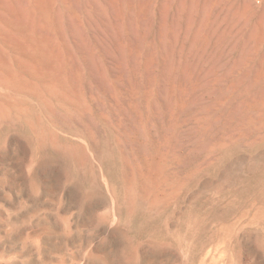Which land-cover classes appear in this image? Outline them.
Segmentation results:
<instances>
[{"label": "rangeland", "instance_id": "374dc122", "mask_svg": "<svg viewBox=\"0 0 264 264\" xmlns=\"http://www.w3.org/2000/svg\"><path fill=\"white\" fill-rule=\"evenodd\" d=\"M39 2L0 39V264H264V2Z\"/></svg>", "mask_w": 264, "mask_h": 264}, {"label": "bare ground", "instance_id": "6f19581e", "mask_svg": "<svg viewBox=\"0 0 264 264\" xmlns=\"http://www.w3.org/2000/svg\"><path fill=\"white\" fill-rule=\"evenodd\" d=\"M42 1V0H41ZM246 2L250 1L251 5L254 4L256 1L259 2H264V0H245ZM0 5H1V14L4 16L3 18V23L0 24V39H3L6 42H9L11 44H14L17 46V48L21 49L24 47V43H25V32H24V20H25V9H24V4H23V0H0ZM40 2L39 0H36V6L39 7ZM47 5V4H46ZM47 8V7H46ZM259 9V8H258ZM33 10V9H32ZM39 10V9H38ZM246 10H250V5H247ZM254 10V9H252ZM260 10V9H259ZM40 13V12H39ZM53 13V12H52ZM237 16V15H236ZM244 16V15H243ZM36 17V16H34ZM263 17V16H262ZM46 18V17H45ZM212 18V17H211ZM242 18V17H241ZM31 20V19H30ZM36 20V19H35ZM34 20V21H35ZM48 25V24H47ZM260 25V24H258ZM43 26V24H42ZM27 27V26H26ZM259 27V26H258ZM262 27V26H261ZM47 29V28H46ZM51 29V28H50ZM258 30V29H257ZM5 32H8L7 34ZM46 36V35H45ZM27 38V37H26ZM30 38V37H28ZM53 39V38H52ZM46 42V41H45ZM10 44V45H11ZM32 44V43H31ZM35 44V43H34ZM38 45V44H37ZM55 45V44H53ZM11 47V46H10ZM9 48V47H8ZM27 48V47H26ZM37 48V47H36ZM55 48V47H53ZM15 49V48H14ZM10 50V49H9ZM62 50V49H61ZM48 51V50H47ZM14 52V51H13ZM54 53V51H53ZM4 54V53H2ZM9 54V53H8ZM24 55V54H23ZM33 55V54H32ZM38 55H40L38 53ZM48 55V53H47ZM46 55V56H47ZM42 56V55H41ZM52 56V55H51ZM2 57V56H1ZM49 57V55H48ZM56 57V56H55ZM35 58V57H34ZM17 59V58H16ZM38 59V58H37ZM33 60V59H32ZM40 60V59H39ZM13 61V60H12ZM16 61V60H15ZM38 60H36L37 62ZM23 62V61H22ZM35 62V61H34ZM40 62V61H39ZM48 62V61H46ZM28 63V62H27ZM40 63H44V62H40ZM38 64V63H37ZM46 64V63H45ZM55 64V63H53ZM16 65V64H14ZM49 65V64H48ZM52 65V64H50ZM56 65V64H55ZM54 65V66H55ZM250 65V64H249ZM5 66V65H4ZM23 66V65H22ZM264 66V65H263ZM10 68V67H9ZM36 68V67H35ZM46 68V66H45ZM55 69V68H54ZM10 70V69H8ZM42 70V69H41ZM51 70V68H50ZM11 71V70H10ZM9 71V72H10ZM16 71V70H15ZM28 71H31L28 70ZM33 71V69H32ZM3 72V71H2ZM7 72V71H6ZM17 72V71H16ZM41 72V71H40ZM262 71H260L261 73ZM23 74V73H22ZM55 74V73H54ZM5 75V74H4ZM32 75V74H31ZM262 75V74H261ZM34 76V75H33ZM31 77V76H30ZM263 77V76H262ZM25 78V77H24ZM32 78V77H31ZM36 78V77H35ZM40 78V77H39ZM26 79V78H25ZM42 79V78H41ZM14 81V79H13ZM43 81V80H42ZM40 81V82H42ZM52 81V80H50ZM20 82V81H19ZM22 82V81H21ZM25 82V81H24ZM47 82V80H46ZM48 83V82H47ZM10 85V84H9ZM11 86V85H10ZM20 86V85H19ZM22 86V85H21ZM41 86V85H40ZM47 87V86H45ZM56 87V86H55ZM36 88V87H35ZM43 88V86H42ZM19 89V88H18ZM25 94V93H24ZM8 95H10L9 93V86L7 84V82L3 79V76H1V71H0V117H9L10 115V109L8 108L9 102L10 105L12 106V108H14L17 112L22 111V107L20 105H16L17 107H15L13 105V103L11 101H9V97ZM20 95V93H19ZM12 96V94H11ZM17 96V95H16ZM15 96V97H16ZM45 96V95H44ZM16 99V98H15ZM16 100H19V98H17ZM260 102H264V101H260ZM25 105V104H24ZM264 107V106H263ZM262 107V108H263ZM68 109V108H67ZM59 111V110H58ZM249 114V113H248ZM12 116V115H11ZM16 118V117H15ZM6 120V119H5ZM9 120V119H8ZM38 121V120H37ZM36 121V122H37ZM6 122V121H5ZM28 139V137H27ZM47 147V146H46ZM31 161V160H30ZM30 164V163H29ZM34 165V163H33ZM33 168V166H31ZM45 184V183H44ZM37 234V233H36ZM29 242V241H28ZM1 254V253H0ZM2 256V255H1ZM6 256V255H5ZM58 256V255H57ZM61 256V255H60ZM84 256V255H83ZM4 260L5 258L2 257ZM1 259V258H0ZM83 259V258H82ZM87 259V258H86ZM7 260V259H6ZM14 260V259H13ZM88 260V259H87ZM11 261V260H10ZM86 261V260H85ZM7 262H9L7 260ZM87 262V261H86ZM98 264H103V260H101L100 258H96L95 257V261ZM1 263V262H0ZM83 263V262H82ZM81 264V263H80ZM85 264V263H84Z\"/></svg>", "mask_w": 264, "mask_h": 264}]
</instances>
